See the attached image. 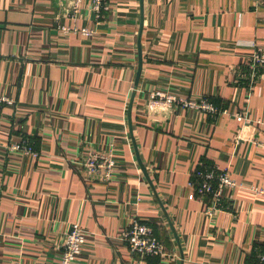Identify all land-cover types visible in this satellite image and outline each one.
Returning <instances> with one entry per match:
<instances>
[{
    "label": "crops",
    "instance_id": "obj_1",
    "mask_svg": "<svg viewBox=\"0 0 264 264\" xmlns=\"http://www.w3.org/2000/svg\"><path fill=\"white\" fill-rule=\"evenodd\" d=\"M91 2L0 0V98L14 102L2 104L0 126V264H60L76 223L87 242L75 264H255L264 66L252 83L249 61L264 52V0H144L138 87L140 0H105L100 19ZM154 92L225 113L152 107ZM110 150L109 181L80 164ZM206 163L237 183L212 216L190 186ZM134 219L153 228L165 256L129 250L120 235Z\"/></svg>",
    "mask_w": 264,
    "mask_h": 264
},
{
    "label": "built area",
    "instance_id": "obj_2",
    "mask_svg": "<svg viewBox=\"0 0 264 264\" xmlns=\"http://www.w3.org/2000/svg\"><path fill=\"white\" fill-rule=\"evenodd\" d=\"M80 0H76V7L78 8ZM92 9L96 14V18L102 17V11L104 9L105 0H92ZM75 14L78 11L74 12ZM65 32L69 31L68 28H63ZM77 31V29H75ZM83 34L91 35V31L87 29L80 30ZM249 65L252 67L251 73L252 83L256 77L257 69L260 66H264V52H253ZM14 102L8 98H0V126L3 119L2 104L12 105ZM164 105L166 107H181L183 109H194L200 112H206L212 116H216L220 113H225L215 107L207 100L196 101L193 99H183L176 96L154 92L151 95V105ZM237 119L240 122H250L244 115L240 114ZM258 126L264 128V120H258L256 122ZM264 147V144H262ZM14 152L21 151L25 154H34L33 150L25 144H17L11 147ZM80 164L86 168L89 173L98 174L104 178L105 181H109L113 177L115 169V158L112 154V150L105 154L92 155ZM194 177V178H193ZM193 177L190 180V186L194 193L198 197H208L210 199V207L206 213L210 216L215 213L224 210V195L226 189H232L237 186V183L231 178V175L227 170H220L217 166H211L205 168L201 166L193 173ZM197 179L198 183L196 182ZM253 192L259 196H264V188L254 187ZM121 240L128 246L129 250L140 255L142 258L146 257H163L166 255V248L163 242H161L155 235L152 227L139 220H132L131 223L122 229ZM87 242V232L78 224H73L67 233L61 254L60 264H75L77 259L83 252V249ZM255 264H264V248H260L256 252Z\"/></svg>",
    "mask_w": 264,
    "mask_h": 264
},
{
    "label": "water",
    "instance_id": "obj_3",
    "mask_svg": "<svg viewBox=\"0 0 264 264\" xmlns=\"http://www.w3.org/2000/svg\"><path fill=\"white\" fill-rule=\"evenodd\" d=\"M140 7H141V23H140V30H139V34H138V68H137V72H136V78L134 81L135 87H138V84L140 82V78H141L142 70H143V63H144L143 48H142V35H143V31H144V0H140ZM134 98H135V94H133V96H132V99L130 101V106L128 109V122H129V127H130L131 132H132V106H133ZM135 147H136V145H135ZM135 149H136V155H137L138 163H139L145 177L147 178L150 185L152 186V181L148 175V172H147L145 166L141 162V159H140L139 154L137 152V148H135ZM175 236L178 240V237L176 234H175Z\"/></svg>",
    "mask_w": 264,
    "mask_h": 264
},
{
    "label": "trees",
    "instance_id": "obj_4",
    "mask_svg": "<svg viewBox=\"0 0 264 264\" xmlns=\"http://www.w3.org/2000/svg\"><path fill=\"white\" fill-rule=\"evenodd\" d=\"M211 166H213V165H211V164H207V163H206V165H204L205 168H209V167H211ZM193 173H194V172H193ZM192 177H193V176H192ZM193 178H194V177H193ZM195 180H196V182L198 183V181H197L196 178H195Z\"/></svg>",
    "mask_w": 264,
    "mask_h": 264
}]
</instances>
